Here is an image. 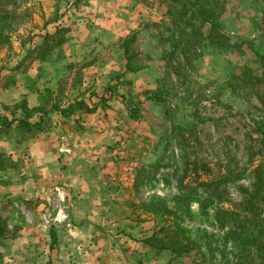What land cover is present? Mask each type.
<instances>
[{"label": "rangeland", "instance_id": "obj_1", "mask_svg": "<svg viewBox=\"0 0 264 264\" xmlns=\"http://www.w3.org/2000/svg\"><path fill=\"white\" fill-rule=\"evenodd\" d=\"M165 1L0 0L4 14L13 16L8 41L0 48V99L5 105L0 108L11 114L16 102L26 100L30 108L41 105L50 118L54 106L65 109L85 101L94 111L84 112V121L50 120L48 127L60 123L67 139L82 136L89 143L102 142V151L91 154L137 227L133 237L116 234L118 240L136 242L129 244L135 249L132 256L146 264H235L237 251L227 230L217 224L215 213L222 207L228 209V203L242 204L252 182L249 147L260 131L255 130L256 124L264 119L260 105L264 98L258 94L263 90L262 86L258 91L241 89L239 80L245 68L257 73L253 53L264 55V30L252 29L254 21H261L264 0H225L223 30L244 43L221 52L207 45L197 47L188 56V64L179 59V75L175 74L177 60L167 62L168 45L160 38L166 33L162 27L169 23ZM60 14L63 30L54 35V47L45 52L41 48L45 23ZM62 39L65 43L58 46ZM132 40L128 56L136 55L134 62L142 69L117 80L126 62L122 46ZM159 85L167 90L164 104L145 102L144 94ZM7 99L20 100L6 105ZM11 136L19 141L23 135L14 131ZM258 161L256 158L254 164ZM25 163V158L16 162L17 170ZM194 163L206 164L216 176L219 170L221 174L228 170L237 180L219 186L218 192H206L194 182ZM152 164L158 165L157 172L147 167ZM143 171L149 174L142 182L138 177ZM13 175L0 173V218L10 229L0 238V264H23L20 256L25 248L19 251L7 243L22 239L23 232L33 239L32 226L71 220L64 196L60 204L55 196L43 211L36 209L38 200L33 198L23 202L4 196L5 188L12 190ZM62 190L51 188L55 195ZM153 200L171 214L163 218L148 212L144 205ZM172 225L182 228L205 261L197 251L177 258L143 244L154 234L164 239L158 233L163 227L169 238ZM63 237L64 233L60 240Z\"/></svg>", "mask_w": 264, "mask_h": 264}, {"label": "trees", "instance_id": "obj_2", "mask_svg": "<svg viewBox=\"0 0 264 264\" xmlns=\"http://www.w3.org/2000/svg\"><path fill=\"white\" fill-rule=\"evenodd\" d=\"M165 4V16L168 17L169 23L167 26L162 27L166 33L160 38L163 44L168 45L167 62L170 63L177 60L175 66L177 68L175 71L176 75H179L178 70L182 66L179 63V59L183 58L185 64H188V56L194 54L197 47H205L207 45L221 52L225 49L239 48L244 43L240 39L233 40L223 30L221 19L227 11L225 0H166ZM1 7L0 5V48L7 43V30L13 23V20L11 21L12 14H4L5 10ZM262 15L260 22H253V31L262 32L264 30V8ZM62 17L63 14H60L54 20L45 23L44 34L41 35V48L45 52L50 51L54 47L52 45L54 35L60 34L63 30L59 24V20ZM64 43L65 40L62 39L58 46ZM132 43L133 40L122 46L126 62L123 66V71L117 74V80L142 69L134 62L136 55L128 56V48ZM253 65L256 67L257 73L254 74V70L250 68V70L243 69L241 72L243 78L239 80L241 82L240 88L258 91L262 86L261 90L263 92L260 91L258 94L264 98V55L254 52ZM167 68H169V65H167ZM144 95L145 102L162 106L166 101L167 90L159 85L154 91H148ZM260 105L261 114L264 116V99H262ZM93 111L94 109H90L85 101H76L65 109L57 106L52 108V112L59 113L63 118H70L76 113ZM48 116L49 113L44 108L29 109L25 101L16 102L14 110L12 109L10 114L11 118H0V142L6 141L13 131L22 132L25 136H33L48 131V128H50L48 127L50 123ZM32 120L35 121L32 122ZM256 125L257 129L255 128V130L257 132L260 131L255 139H252L253 144L249 147V164L253 167L250 190L247 191L242 204L236 206L228 203V209L222 207L215 213L217 224L227 230V238L237 251L235 264H264V119ZM177 129L180 130V128ZM180 134L177 136L182 137ZM183 141L185 142L186 140L183 139ZM256 158L259 161L254 164ZM147 167L153 168L157 172L158 165L152 164ZM16 168V163L12 162L0 150V173L13 172ZM193 173L196 176L194 182L206 192H218L219 186L237 180V178L232 177L231 172L228 170L225 174H221L219 170L216 176L206 164L202 163H194ZM148 174L149 171H143L138 180L143 182L148 178ZM142 182L135 184V189ZM144 208L158 217L164 218L167 214H171L159 201L153 200L151 203L145 204ZM6 232L8 233L6 223L0 218V238H3ZM158 233L164 234V239H157V235L154 234L151 238L143 241V244L151 251H156L159 254L166 251L174 254L177 258H187L190 256V252L193 251H197V254H203L189 237L184 236L182 228L176 225L171 226L169 238L166 236L165 227ZM163 240H167V242L165 241L164 243ZM202 259L205 261L203 255Z\"/></svg>", "mask_w": 264, "mask_h": 264}, {"label": "crops", "instance_id": "obj_3", "mask_svg": "<svg viewBox=\"0 0 264 264\" xmlns=\"http://www.w3.org/2000/svg\"><path fill=\"white\" fill-rule=\"evenodd\" d=\"M10 100L15 103L20 99H7L6 105ZM3 103L0 99V105L5 106ZM38 107L41 105L32 108L28 106L29 109ZM84 115L81 112L63 118L53 112L49 119L53 122L57 119L62 122L74 119L84 121ZM2 117L11 118L9 112L4 113L0 108ZM84 131L88 132L86 129ZM22 135L23 140L15 141L9 136L6 141L0 142V150L12 162L20 164L23 158L26 160L21 170L16 168L13 172L3 173L14 175L11 179L12 190L2 189V194L23 202L38 200L39 207L36 209L39 211H43L42 208L49 205L55 196L59 199L56 203L60 204L64 196L67 199L65 208L70 211L71 217V220L61 222L55 219L47 225L48 228L41 224L32 226L36 234L33 239L23 232L22 239L19 237L18 240L8 241L7 246H16L19 251L25 248V252H21L22 256L18 255L23 264H146L143 259L138 260L132 256L131 250L135 249H130L129 244L135 245V241L117 238L119 232L133 237L132 233L135 234L137 227L116 199L115 190L105 170L98 164L97 157L91 154L102 151V142L94 140L89 143L82 136L67 139V136L62 135L60 123H54L44 133ZM6 178L3 177V180H9ZM53 187H60L62 193L57 191V195L53 194ZM6 229L10 230L7 225ZM77 231L82 236L77 238ZM63 233L65 238L60 240ZM37 235L43 238L42 242ZM46 237L49 242L44 243ZM32 255L35 256L34 260L31 259Z\"/></svg>", "mask_w": 264, "mask_h": 264}]
</instances>
